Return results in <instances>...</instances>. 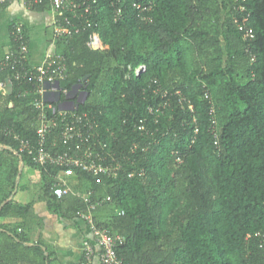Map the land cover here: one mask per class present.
Segmentation results:
<instances>
[{
	"label": "trees",
	"instance_id": "16d2710c",
	"mask_svg": "<svg viewBox=\"0 0 264 264\" xmlns=\"http://www.w3.org/2000/svg\"><path fill=\"white\" fill-rule=\"evenodd\" d=\"M145 1L153 2L151 21L138 17L131 0L114 21L101 2L97 27L56 42L68 68L59 88L121 164L114 179L73 169L67 182L76 193L57 198L60 169L35 162L14 137L35 149L41 142L33 84L0 73V82L12 84L0 92V264H54V252L31 242L32 205L40 200L58 222L78 224L85 197L102 203L96 226L124 238L116 248L120 264H264V0ZM240 6L250 12L252 40L234 23L245 15ZM92 31L102 51L87 47ZM150 107L162 112L150 114ZM60 128L45 134L46 150L54 151L53 141L66 149ZM30 171L39 174L35 199L15 203L13 192L27 188ZM83 227L82 242L91 239Z\"/></svg>",
	"mask_w": 264,
	"mask_h": 264
},
{
	"label": "built area",
	"instance_id": "2783aa9c",
	"mask_svg": "<svg viewBox=\"0 0 264 264\" xmlns=\"http://www.w3.org/2000/svg\"><path fill=\"white\" fill-rule=\"evenodd\" d=\"M12 0H0V11L4 3ZM24 6L32 9L34 5H49L53 13L52 36L53 42L61 39H67L72 35L80 34L88 29L97 27L93 18L100 9V3L103 2L110 8L114 21L120 20L124 15L125 6L128 0H20ZM245 1V0H242ZM142 21H151L150 14L153 10V2L145 0H131L130 5ZM240 14H245L240 21L234 17V23L238 29L243 32L244 40L254 38L253 30L249 26L250 12L244 6L237 9ZM239 14V15H240ZM75 20L80 22L76 23ZM11 48L0 60V73L10 71L14 80H25L33 84V106L40 110L41 125L37 129V135L41 138L39 147L33 148L28 140H24L14 134L16 139L20 140V151H28L33 156V160L40 164H49L57 167L56 181L53 192L57 198H61L70 193L62 176L69 175L73 169L91 176H103L106 178H116L122 169L121 164L116 161L112 153L104 150L107 144L101 142L97 135H92L93 123L86 114H78L74 103L69 100L66 89L59 88V82L64 81L67 76V60L63 54L57 53L51 49L42 63L31 65L28 60L29 46L24 27L21 23L13 24L10 30ZM87 47L91 51H102L104 45L96 31L89 33ZM253 60V59H252ZM28 66L30 69H28ZM143 66L136 70V73L143 72ZM11 82H0V92L7 94L11 88ZM181 97L179 103L186 102ZM56 96H66L67 100L56 101ZM203 97L209 100V92L204 91ZM72 98V95L70 96ZM167 98V93L162 95V99ZM168 101V100H167ZM167 104H163V108ZM192 110L191 105L188 106ZM150 114L161 113L162 109L149 108ZM49 114V115H48ZM61 123L60 137L65 146V150H59L56 141L51 143L53 152L46 150L42 145L45 134L51 131V128ZM197 129L195 133H197ZM5 134H11L9 130H4ZM73 144V149L68 145ZM36 151V155L34 152ZM74 151L72 155L71 152ZM178 163L181 160L177 159ZM88 202L87 209L78 214V218L88 227L91 239L82 242V261L78 264H92L93 260L98 259L100 264H120L116 255L117 246L124 242V238L119 234H110L106 229L99 228L94 222L93 213L96 207L101 206V202Z\"/></svg>",
	"mask_w": 264,
	"mask_h": 264
},
{
	"label": "crops",
	"instance_id": "0c3cea01",
	"mask_svg": "<svg viewBox=\"0 0 264 264\" xmlns=\"http://www.w3.org/2000/svg\"><path fill=\"white\" fill-rule=\"evenodd\" d=\"M12 21H17L25 26L30 47L28 58L32 66L42 63L45 55L51 49L57 52L56 43L53 42L52 36L53 13L51 10L45 9L43 12L32 11V9L24 6L20 0H12L0 11V56H3L11 48L9 24ZM48 31L51 32V38L48 36ZM28 180L25 181L27 188L24 191L13 192L15 203L24 205L35 199H32L29 195L34 186H31ZM63 180L64 182L66 181L67 187L70 188V193L75 194L74 186L72 187V184L69 185L67 180ZM30 214L36 217V219L30 217L31 242H40L49 251L54 252V264H78L81 261V232L88 234L83 227V225L86 226L83 222L80 221L75 224V222L67 219L58 222L55 215H50L46 212L45 206L40 200L33 203ZM41 219L42 221L39 222ZM15 221L16 219L7 220V222ZM92 264L100 263L98 259H95Z\"/></svg>",
	"mask_w": 264,
	"mask_h": 264
},
{
	"label": "rangeland",
	"instance_id": "374dc122",
	"mask_svg": "<svg viewBox=\"0 0 264 264\" xmlns=\"http://www.w3.org/2000/svg\"><path fill=\"white\" fill-rule=\"evenodd\" d=\"M48 36L51 38V32L48 31ZM38 173H36L35 171L33 172H29V177L26 178V180H28L29 178V183L31 184V186H34V183L38 180ZM74 173L71 172L69 175H65V176H62L63 179L65 180H68L71 176L73 177ZM58 179V177H56ZM2 180V179H1ZM25 180V181H26ZM74 183H76L77 181H73ZM72 182V183H73ZM70 183V182H69ZM73 187V186H72ZM31 193V194H30ZM32 193H34V189L32 188L31 191L29 192V195L32 196ZM33 199V198H32Z\"/></svg>",
	"mask_w": 264,
	"mask_h": 264
},
{
	"label": "clouds",
	"instance_id": "9594fccd",
	"mask_svg": "<svg viewBox=\"0 0 264 264\" xmlns=\"http://www.w3.org/2000/svg\"><path fill=\"white\" fill-rule=\"evenodd\" d=\"M140 67H141V66H140ZM143 67H144V66H143ZM138 68H139V67H138ZM138 68H137V69H138ZM137 69H136V70H137ZM136 70H135V72H136ZM139 73H140V72H138L137 74H139Z\"/></svg>",
	"mask_w": 264,
	"mask_h": 264
}]
</instances>
